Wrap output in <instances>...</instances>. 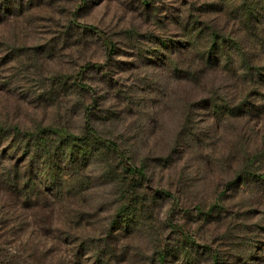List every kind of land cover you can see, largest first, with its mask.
Wrapping results in <instances>:
<instances>
[{"label": "rangeland", "instance_id": "374dc122", "mask_svg": "<svg viewBox=\"0 0 264 264\" xmlns=\"http://www.w3.org/2000/svg\"><path fill=\"white\" fill-rule=\"evenodd\" d=\"M203 1L150 0L144 5L142 0H0V179L18 172L37 183L47 181L49 164L40 149L34 155L25 151L27 138L52 141V153L62 139L77 151L86 150L87 159L77 156L76 169L69 173L78 174L76 190H66L56 207L41 201L36 209V219L45 226L56 213L64 264H72L74 246L82 264L92 261L93 246L109 247V264H213L214 253L217 264H264V87L256 79L255 88L239 84L230 90V105L218 104L219 126L195 109L194 100L210 84L208 79L200 86L187 80L192 58L179 56L177 49L185 50L189 43L188 24ZM221 2L220 12L206 15L209 25L218 24L216 32L226 38L229 51L259 54L261 62L251 57L249 66L264 77V0ZM248 11L254 12L252 18ZM85 25L109 35L114 45L110 56L100 36ZM92 62L104 67L87 65ZM225 81L234 87L227 76ZM148 85L154 107L132 110L145 122L152 118L143 126L154 131L148 147L169 149L173 135L189 126L203 128L205 136L197 149L176 147L179 153L170 167L149 160L151 177L141 183L122 171L115 177L112 160H102L97 146L81 138L86 137L89 112L100 133L123 144L137 123L129 111L121 112L113 95L136 104ZM158 89L164 93L160 105ZM233 92L240 94L234 98ZM248 103L249 109L241 108ZM11 145L17 150L7 156ZM53 161L57 163L55 156ZM123 184L138 186L140 198L146 197L130 218L122 194L115 195L124 191ZM47 188L26 192L45 194ZM55 190L52 194L59 193ZM8 208L32 213L13 204L4 210ZM174 225L195 243L184 240ZM28 237L24 233L22 240ZM37 238L44 242L49 237L39 232Z\"/></svg>", "mask_w": 264, "mask_h": 264}, {"label": "trees", "instance_id": "16d2710c", "mask_svg": "<svg viewBox=\"0 0 264 264\" xmlns=\"http://www.w3.org/2000/svg\"><path fill=\"white\" fill-rule=\"evenodd\" d=\"M142 1L144 5H148L150 0ZM221 1L222 0H204L201 2L204 7L200 9L199 14H193V19H191L188 24V30L190 33H188L189 36H187V38L189 43L184 45L183 49L185 50L180 48L177 49L179 56L182 57L184 55H188L192 58L191 65L188 66L186 70L187 80H191L200 86L204 79H208V83L210 84L208 89L204 95L194 100V106L196 107L195 109H198L201 113L206 112V114L209 115L211 121L215 123L214 125L211 123L212 126H219L217 125L216 120L218 119L217 117L219 112L222 110H218V104L224 103L226 106L230 105L229 102L226 101L230 90L238 88L239 84L245 86L250 85L255 88L257 84L256 79L258 80V84H261V86L264 87L263 75L259 73V70H256L258 73L255 71L253 72V68L249 66L252 63L250 60L251 57L257 58L256 63L261 62L259 54L251 55L249 52L244 51L241 48L232 52L229 51L226 38L223 34L218 33V31L216 32L214 24H218L214 22V24L209 25V22L205 18L207 14L218 13L222 10L221 8L224 4ZM211 4H213V6L216 5V8L213 11L210 10ZM248 13L249 18H252L254 12L248 11ZM85 27L94 30L100 36V38L104 41L107 53L110 56L114 45L109 35L95 27L89 25H85ZM236 40L239 42V39ZM241 42H243V40ZM163 47H165V50L168 49L167 44H163ZM87 65L93 68L104 67L103 64L94 62ZM179 67L180 66L177 65L178 70L180 69ZM226 76L230 79V82L232 81V85L234 86L233 88L230 84H226ZM177 78L182 79L183 77L179 73ZM79 86L83 89H90L87 85L79 84ZM151 87L152 86L148 85V90L144 92V97L136 104L132 101L133 99L126 101L121 94L113 95L114 97H117L121 103V112L127 113V111H129V117L133 120V122L136 121L137 123V128L132 132V134L129 136L128 133L126 134L127 139L124 140L123 144L116 138L105 136L100 133L97 126H95L91 121L92 118H90L89 112L86 113V137L81 138V140L83 139L85 142L84 144L91 143L96 145L100 151L102 160H112V170L114 171L115 177H118L121 173L120 171H122L124 174L130 175L133 181L136 179L141 183L147 182L149 177H151L149 169L150 165L148 164L149 160L152 161L153 159L157 164L162 162L166 164V167H170L173 162L172 159H174V155L179 153V148L176 147L181 145L186 149L190 147L197 149L199 145L203 143V138L205 136V132L202 131L203 128L189 126L188 129H183L173 135L169 149H161V151H157L152 147H148V143L153 137L154 131H146L143 129V126L150 123L149 121L152 118L148 117V122L147 119L145 122L144 117H141L138 112H134L132 114V110L142 109L146 106L151 109L154 107L153 104H155L154 101L156 100L152 102L153 96L151 92L153 93V91H151ZM157 91V95L159 96L158 104L160 105V103H164V100L160 99L164 96V93L161 92L160 89ZM239 94L240 92H233L232 97L237 98L236 95ZM149 96H152L150 99L151 101L146 99ZM145 101H147L148 105L145 104ZM251 105L252 104L248 103L247 105H242L241 108L246 107V109H249ZM0 129L3 128L0 126ZM3 135L4 132H1L0 144ZM26 141L27 143L25 145L29 151H25H27L29 155H34L36 148L40 149V153L45 158V161L48 162L49 171H47V174H45L46 177L43 179L47 181H40V183H37L36 180H33V178H27L26 174L22 175L18 174V172L15 177L8 175L5 179H0V192L3 196V199L0 196V264H64V259L61 257L62 245L56 232L58 230L56 213L53 211L51 218L48 219L49 223L45 226L46 222H40V220L36 219V209L40 207L41 201H43L44 204L47 201L49 206L56 207V202L62 201L66 190L69 191V193L76 190V182H74V179L76 177V181H80L78 174L73 173L70 175L69 173L75 171L76 169L75 163L77 161V156H82L83 159H87V155L85 156L86 150L77 151L75 149L76 147L70 144L67 139L61 140L62 145L56 153H52V141L49 142L51 143L49 144L46 140H43L40 137H36L35 139L27 138ZM14 146L17 145H11L10 148L6 150L7 156L11 154V150ZM14 149L17 150V148ZM3 152L4 151H2V153ZM12 155H14L13 151ZM53 156L57 159L56 164L53 161ZM19 169L20 167H17L16 171ZM50 177H53V179L49 180ZM101 177H104V172H102ZM48 185H51L52 187L47 188L49 187ZM39 187L47 188L45 189L47 192L45 194L26 192L29 189ZM120 187L124 188V191L120 190L115 195L122 194L121 200L123 199L126 204L129 205L127 208L128 213L125 215H128L130 218V216H133V213H135L134 209H137L136 207H138L140 200L142 201L143 199H146V197L143 196V198H140L139 191L137 189L138 186H125V184H123V186ZM128 187L130 188V192L128 193L129 195H133L132 198H129L128 195H123L124 193L128 194L126 192ZM53 189H56L55 191L59 193L52 194ZM166 192L168 191H165L163 194L169 196ZM8 198L12 199L8 200ZM64 199L65 197L63 200ZM12 201L13 203H11ZM11 204L14 206H20L21 208L24 207L26 209H32V213H20L17 212L16 208H8L7 210H4L7 205L9 206ZM129 207H133V210H130ZM35 221L40 223L37 224ZM126 222L128 225V218L126 219ZM41 223L42 227L39 226ZM23 225L25 226L23 227ZM43 225L46 229H43ZM34 227L36 228L34 229ZM174 228L176 232L184 238V240H189L190 242L195 243L193 239L181 229L180 226L174 225ZM39 232L49 238H45L44 242H40L37 238ZM24 233L29 234L28 241L26 242L22 240V235ZM201 247L208 248L209 246L201 244ZM92 248L95 252L91 253L90 260L92 261L90 264L110 263L108 246H93ZM71 252V258L74 259L72 260V264H82L78 258L80 254L79 248L74 246L71 248ZM217 259V254L214 253L212 257L213 264H217Z\"/></svg>", "mask_w": 264, "mask_h": 264}]
</instances>
